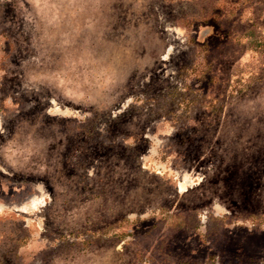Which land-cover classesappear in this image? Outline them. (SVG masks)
<instances>
[{"label":"rangeland","instance_id":"1","mask_svg":"<svg viewBox=\"0 0 264 264\" xmlns=\"http://www.w3.org/2000/svg\"><path fill=\"white\" fill-rule=\"evenodd\" d=\"M0 264H264V0H0Z\"/></svg>","mask_w":264,"mask_h":264},{"label":"clouds","instance_id":"2","mask_svg":"<svg viewBox=\"0 0 264 264\" xmlns=\"http://www.w3.org/2000/svg\"><path fill=\"white\" fill-rule=\"evenodd\" d=\"M93 73L94 70L89 69L87 68V66H85L79 71V76L77 77V79L80 80L82 78L83 82L88 83L90 86L103 87V84L100 83L99 78L94 77Z\"/></svg>","mask_w":264,"mask_h":264},{"label":"snow or ice","instance_id":"3","mask_svg":"<svg viewBox=\"0 0 264 264\" xmlns=\"http://www.w3.org/2000/svg\"><path fill=\"white\" fill-rule=\"evenodd\" d=\"M31 207H32V208H35V207H36V204L33 203V204L31 205ZM28 210H29L28 208L25 209V211H28Z\"/></svg>","mask_w":264,"mask_h":264}]
</instances>
